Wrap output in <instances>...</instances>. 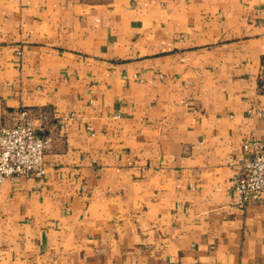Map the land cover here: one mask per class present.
Returning a JSON list of instances; mask_svg holds the SVG:
<instances>
[{
	"label": "crops",
	"instance_id": "crops-1",
	"mask_svg": "<svg viewBox=\"0 0 264 264\" xmlns=\"http://www.w3.org/2000/svg\"><path fill=\"white\" fill-rule=\"evenodd\" d=\"M29 111L45 176L0 188V264H264V0H0V125Z\"/></svg>",
	"mask_w": 264,
	"mask_h": 264
},
{
	"label": "built area",
	"instance_id": "built-area-1",
	"mask_svg": "<svg viewBox=\"0 0 264 264\" xmlns=\"http://www.w3.org/2000/svg\"><path fill=\"white\" fill-rule=\"evenodd\" d=\"M52 145V137L37 134L29 111L18 110L9 123L0 125V188L19 177L43 178V156ZM241 148L229 164L233 170L230 189L235 204L245 208L264 199V138L245 141Z\"/></svg>",
	"mask_w": 264,
	"mask_h": 264
}]
</instances>
